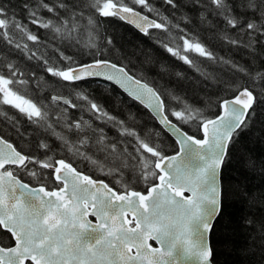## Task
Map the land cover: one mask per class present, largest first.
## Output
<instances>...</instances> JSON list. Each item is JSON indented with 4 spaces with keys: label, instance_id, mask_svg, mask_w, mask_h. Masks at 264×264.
<instances>
[{
    "label": "trees",
    "instance_id": "1",
    "mask_svg": "<svg viewBox=\"0 0 264 264\" xmlns=\"http://www.w3.org/2000/svg\"><path fill=\"white\" fill-rule=\"evenodd\" d=\"M44 2L55 4L60 0ZM63 2L82 5L85 0ZM246 2L227 0L231 6L229 15L241 21L235 28L228 25L211 0H175V7L165 0H150L157 10L154 12L134 6L142 14L168 26V31L154 28L148 30L147 35L119 18L98 17L95 42L101 52L96 54L95 49L84 47L88 42V30L85 28L74 33L80 43L65 39L66 29L61 18H67V14L63 9H58V16L46 9H39L37 13L45 21L53 20L56 26L62 28V34L56 33L53 28L45 29L31 23L29 9H35L38 0H0V5L6 7L10 22L14 19L38 37L37 41L28 40L27 35L14 27L9 30L13 43L9 44L7 39L0 37V73L9 76L8 65H13L15 79L27 81L26 84L16 85L20 93L43 106L49 114L48 122L54 124L55 132L77 143L81 152L102 162L106 166L105 171H100L89 160L69 152L44 122H31L11 105L2 106V111L13 119L10 121L0 115V137L23 154L40 159L46 156L65 159L79 172L92 179L103 180L117 192L125 191L121 184L116 183L121 179L122 172L123 184L131 190L145 193L149 185L156 181L150 179L145 183L140 178L137 141L132 136L122 134V129L135 130L150 145H158V150L166 156L178 151L175 141L143 106L114 85L93 79L69 83L53 76L47 69L76 67L97 59L122 66L133 77L146 82L160 94L169 120L197 138L202 137L200 121L183 123L173 117L171 109L183 108V104L173 97H180L193 108L200 109L204 119H213L220 113L221 102L237 94V86L241 90L248 87L258 100L253 106L254 110H250L247 127L235 136L234 144L229 147V155L220 176L226 195L209 242L213 248V264H264V80L252 78L258 72L264 73V35L245 30L250 20L260 23L258 13L247 8ZM25 4L29 8H25ZM80 10L86 16L90 12L86 8H76V11ZM80 23L83 25L85 21ZM68 27H71V23ZM181 37L201 43L215 59L194 52H182L193 60V64L189 65L173 56L165 45L182 47ZM107 39L112 40L111 45L106 43ZM231 40L238 43L233 44ZM17 44L21 47L17 48ZM63 57L72 59L69 61ZM239 69H245L246 72ZM78 93L86 95L116 119L110 121L98 118L99 113L90 110L88 102L79 99ZM53 96L65 98L77 107L53 102ZM58 116L61 117L59 122ZM120 121H123L122 125ZM74 122H80L83 131L65 127V124L72 125ZM101 135L104 143L98 144L97 139ZM84 138H87V144L79 145L78 141ZM41 142L47 143L49 149L40 148ZM112 144L116 145V155L120 157L115 165L114 156H109V146ZM145 155L155 159L150 154ZM123 160L127 161L128 167H121L120 172L114 175L106 174L108 167H118ZM29 168L38 172L35 178L26 170L14 169V174L30 186H44L49 190L60 186L52 177V169H41L38 165H29ZM12 245L10 234L0 229V246Z\"/></svg>",
    "mask_w": 264,
    "mask_h": 264
},
{
    "label": "snow or ice",
    "instance_id": "2",
    "mask_svg": "<svg viewBox=\"0 0 264 264\" xmlns=\"http://www.w3.org/2000/svg\"><path fill=\"white\" fill-rule=\"evenodd\" d=\"M165 2L176 6L175 0ZM211 3L219 14L224 15L229 26L235 28L241 23L229 15L231 6L227 0H211ZM136 5L148 12L157 11L150 0H85L82 5H70L63 0L55 4L38 0L37 7L29 9V17L33 24L62 33V28L56 26L53 20L45 21L37 13L39 9H46L58 16V9H63L67 14V18H61L66 29L65 39L80 43L74 33L85 28L88 30V42L84 47L95 49L96 54H99L101 49L95 42L98 17L128 20L146 35L149 28L168 31L167 24L142 15L134 7ZM245 6L258 13L260 19V23L248 21L245 30L264 35V0H247ZM24 7L29 8V5L25 4ZM77 7L89 9L90 12L86 16L83 10L76 11ZM163 19L167 20V17ZM80 21L85 23L82 25ZM70 23L71 27H68ZM13 27L27 35L28 40H38L35 34L28 32L26 27L14 19L10 22L6 7L0 5V37L7 39L9 44L13 43L9 36V30ZM181 39L182 47H165L186 64L192 65L193 60L182 52H194L208 59H215L201 43L183 37ZM230 42L238 43L235 40ZM106 43L111 45L112 40L107 39ZM16 47L21 45L17 44ZM23 47L27 48V45ZM63 58L69 61L72 59ZM8 68L9 76L0 73V115L10 121L13 119L2 111V106L7 104L33 123L44 122L69 152L89 160L104 172L106 166L102 162L81 152L77 143L55 132L54 124L48 122L49 114L43 106L37 105L16 88L17 84H26L27 81L16 80L14 66L9 64ZM47 70L64 81L103 77L125 87L130 95L142 103L147 101V106L157 114L162 115L164 112V100L155 89L131 76L124 67L108 60L97 59L93 63L76 67H49ZM239 70L246 72L245 69ZM252 78L264 80V73L258 72ZM77 96L88 102L90 110L99 113L98 118L110 121L116 119L83 93H78ZM61 99L63 98L52 97L53 102ZM173 99L183 104V108L171 109V115L183 123L198 120L203 130V138H197L177 128L167 115H163L162 123L178 134L176 143L179 149L175 155L166 156L158 150V145H150L135 130L126 127L122 129V134L132 136L137 141L140 178L145 183L150 179L156 181L149 185L147 194L131 190L128 185L123 184L122 172L121 179L116 183L125 188L123 193L115 191L104 181L94 180L79 172L65 159L57 160L52 156L40 159L23 154L0 137V229L10 233L15 242L13 247L0 246V264H213L209 235L214 221L221 214L222 201L226 195L220 179L221 171L229 155V147L234 144L235 136L247 127L250 110H254L258 97L248 87L241 90L237 86V94L233 99L221 102L223 114L215 119H204L200 109L193 108L180 97ZM63 102L72 108L77 107L67 99H63ZM60 119L58 116L57 122ZM119 123L122 125L123 121ZM65 127L83 131L80 122L65 124ZM97 143H104L103 135L97 139ZM78 144H87V138L79 140ZM39 147L49 149V145L44 142ZM109 147V156H114L115 165L120 157L116 155L115 144ZM145 153L155 159H149ZM29 165L52 169L54 179L59 182L60 187L52 190L44 186L30 188L14 174L13 168L15 166L16 169L26 170L35 178L38 172L30 169ZM121 167H128L126 160L121 161L118 167H108L106 174L114 175L120 172ZM185 192L190 195L186 196ZM129 213L132 214L131 219L128 218ZM89 216L94 217L98 223L93 224L88 219ZM133 222L134 226H130ZM150 240L159 247H153Z\"/></svg>",
    "mask_w": 264,
    "mask_h": 264
},
{
    "label": "water",
    "instance_id": "3",
    "mask_svg": "<svg viewBox=\"0 0 264 264\" xmlns=\"http://www.w3.org/2000/svg\"><path fill=\"white\" fill-rule=\"evenodd\" d=\"M142 14V13H141ZM142 15H144V14H142ZM149 19H151V18H149ZM121 20V19H120ZM151 20H153V19H151ZM123 22H125V23H127V24H129L130 26H132L134 29H136L137 31H139L140 33H142V34H145L144 32H142L141 30H140V28H138L137 26H136V24H134V23H130L128 20H122ZM150 29H154V28H149L148 30H150ZM94 62V61H93ZM93 62H90V63H93ZM88 64V63H87ZM130 74V73H129ZM131 75V74H130ZM132 76V75H131ZM90 79H93V80H100V81H104V82H106V83H109V84H111V85H114L115 87H117L122 93H124L127 97H129L130 99H132V100H134L135 102H137V103H139L141 106H143L153 117H154V119L156 120V122L158 123V125L175 141V143H176V140H177V133L175 132V130L174 129H172V128H169V127H167L166 125H164L163 123H162V116L163 115H166V113H165V106H164V112H163V114L161 115V114H157L156 112H154L153 111V109L151 108V107H149V106H147V104H148V102L146 101L145 103H142L140 100H137V99H135L132 95H130L129 94V91L125 88V87H121V85L120 84H117V83H115L114 81H108V80H106V79H104L103 77H87V78H85V79H83V80H90ZM63 80V79H62ZM83 80H80V81H83ZM64 81V80H63ZM141 81V80H140ZM65 82H69V83H73V82H78V81H65ZM142 83H146V82H144V81H141ZM149 85V84H148ZM150 86V85H149ZM151 87V86H150ZM151 88H153V87H151ZM154 89V88H153ZM161 97V96H160ZM234 97H232V98H230V99H227V100H231V99H233ZM63 99H65V98H63ZM63 99H61L59 102H61V103H63L64 104V102H63ZM154 103V102H153ZM223 114V110H222V108L220 107V113H219V115H222ZM217 117V116H216ZM215 117V118H216ZM215 118H213V119H215ZM173 123V122H172ZM174 124V123H173ZM210 128H211V126H209ZM177 128H179L178 126H177ZM180 129V128H179ZM183 131V130H182ZM200 131H201V135H202V137L201 138H203V130H202V128L200 127ZM184 132V131H183ZM177 144V143H176ZM177 147H178V149H179V145L177 144ZM178 152V151H177ZM176 152V153H177ZM175 153V154H176ZM175 154H173V155H175ZM170 156H172V155H170ZM13 167H15V166H13ZM221 176V175H220ZM53 178H54V175H53ZM55 180V179H54ZM57 182V181H56ZM24 183V182H23ZM57 183H59V182H57ZM25 184H27V183H25ZM28 185V184H27ZM30 186V185H29ZM41 186H36V187H32V186H30V188H36V189H38V188H40ZM148 191V190H147ZM147 191L145 192V194H147ZM185 195L187 196V195H190V193H188V192H185ZM128 216L130 217V219H131V216H132V214L131 213H129L128 214ZM90 217H92V216H89L88 217V219L90 220ZM215 222V221H214ZM98 223V222H97ZM93 224H96V223H94L93 222ZM2 230H4V229H2ZM4 231H6V230H4ZM7 232V231H6ZM10 234V233H9ZM11 235V234H10ZM12 237V236H11ZM209 237H210V235H209ZM12 239H13V237H12ZM151 241V240H150ZM150 241H149V243H150ZM13 242H14V239H13ZM152 242H154V241H152ZM155 243V242H154ZM13 246H15V242H14V245ZM12 246V247H13ZM153 247H159V245L158 244H156L155 243V246H153ZM135 251V249H133V252ZM28 262H26V264H27ZM30 264H31V262H29Z\"/></svg>",
    "mask_w": 264,
    "mask_h": 264
},
{
    "label": "flooded vegetation",
    "instance_id": "4",
    "mask_svg": "<svg viewBox=\"0 0 264 264\" xmlns=\"http://www.w3.org/2000/svg\"><path fill=\"white\" fill-rule=\"evenodd\" d=\"M14 169H16L15 167H13ZM53 174V173H52ZM53 177V176H52ZM54 179V178H53ZM94 180H97V179H94ZM22 181V180H21ZM55 181V180H54ZM97 181H103V180H97ZM56 182V181H55ZM57 183V182H56ZM106 183V182H105ZM59 184V183H58ZM60 186H58V188H59ZM53 189H56V188H53ZM121 193H123V192H121ZM128 218L130 219V217L128 216ZM90 220H92V222H94V223H97V221L95 220V218L94 217H90ZM130 226H134V222H133V225H130ZM4 231V230H3ZM6 232V231H5ZM8 233V232H7ZM11 236V235H10ZM150 243L153 245V246H155V243L154 242H152V241H150ZM13 245H14V242H13ZM12 245V246H13ZM12 246H10V247H12ZM27 264H30L29 262L27 263Z\"/></svg>",
    "mask_w": 264,
    "mask_h": 264
}]
</instances>
